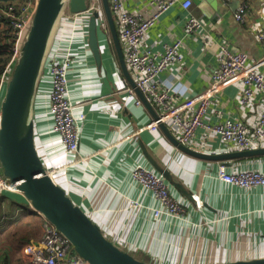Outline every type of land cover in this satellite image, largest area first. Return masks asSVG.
I'll list each match as a JSON object with an SVG mask.
<instances>
[{
  "label": "crops",
  "instance_id": "0c3cea01",
  "mask_svg": "<svg viewBox=\"0 0 264 264\" xmlns=\"http://www.w3.org/2000/svg\"><path fill=\"white\" fill-rule=\"evenodd\" d=\"M187 1L178 0L161 15L145 38V45L153 51H162L165 43L182 39L181 63L161 75L162 78L174 76L177 103L198 95L209 86L221 45L246 52L250 64L264 53V43L258 39V35L264 33V0H214V3L191 0L188 9ZM124 2L129 10L145 17L155 10L152 0ZM245 2L249 6L248 14L245 21L240 22L235 12ZM67 12L61 15L54 29L46 61L49 63L63 54L66 37L76 17L82 32L75 38L77 57L69 75L70 94L75 103L84 99L89 102L75 108L79 112L83 110L86 119L78 152L68 153L53 130L49 96L52 86L48 68L43 67L33 119L38 151L46 167L54 170L55 180L110 240L142 260L203 264L264 256V187L244 189L215 176L219 163H225L232 171L264 170V154L226 160L201 159L175 147L161 128L137 131L154 117L144 103L138 105L134 97L123 91L131 85L123 75L106 33L101 29L105 37H100L102 59L99 64L88 42L92 11L78 13V16ZM191 13L201 19L202 27L196 34L188 35L185 24ZM8 42L3 36L1 47H6ZM81 50H84L83 55ZM261 70L264 72V67ZM242 84L238 80L226 86L213 99L206 118L218 123L232 117L254 125L262 112L264 92H258L250 106H241L238 96ZM136 97L140 98L137 93ZM153 106L158 111L157 106ZM167 126L177 138L174 126L171 123ZM191 145L193 149L211 154L236 151L215 134L202 136L201 133ZM147 154L160 167L169 169L174 181L181 183L185 191L204 201L197 207L190 197L173 186V194L182 199L189 211L185 220L153 217V208L158 202L150 191L133 181L130 170L136 164L154 168ZM6 193L5 198L0 197V264H31L24 247L41 237L42 233L35 231L33 224L41 227L43 217L19 192ZM131 198L138 199L141 205L131 209L128 205ZM6 202L13 206L5 215ZM23 218L29 219L26 227L10 232L9 229Z\"/></svg>",
  "mask_w": 264,
  "mask_h": 264
},
{
  "label": "built area",
  "instance_id": "2783aa9c",
  "mask_svg": "<svg viewBox=\"0 0 264 264\" xmlns=\"http://www.w3.org/2000/svg\"><path fill=\"white\" fill-rule=\"evenodd\" d=\"M38 1L20 0L18 4L12 1H0L5 2L4 5L0 3V14L10 21L13 35L12 57L0 74V102L13 66L21 53V46L32 24ZM109 1L123 49L125 47L124 54L130 73L146 99L158 108V119H153L148 124L138 127L137 131H142L145 128L157 130L160 128V123H171L177 132L178 140L189 147L201 133L202 136L215 134L221 142L233 146L236 150L256 149L264 146V98L261 115L254 125L232 117H227L218 123L211 122L206 118L213 99L226 86L235 81L241 80L243 83L238 96L241 106H250L257 93L264 92V72L261 70L264 67V53L260 59L250 64L246 52L233 51L226 45H221L218 53V65L211 74L209 86L198 95L187 98L182 103H177L174 76L170 74L167 78H162L161 75L181 63L183 59L180 50L182 39L165 43L162 51H153L145 45V38L148 30L159 20L161 15L178 0H152L155 10L146 17L136 11L129 10L124 0ZM191 5V0H188L186 8L188 9ZM248 8L246 2L241 3L235 12V18L244 22ZM94 9H98L102 13L101 0H91L89 11ZM74 15L78 16V13ZM101 17L99 18L100 27L107 33V28ZM78 25V19H73V28L66 37L63 54L49 63L45 58L43 66L44 70L45 67L48 68L52 86L49 96L53 130L61 137L60 141L68 153L78 152L82 126L86 119V113L83 110L79 112L75 108L89 102L88 99H84L75 103L70 94L69 75L72 65L75 63L74 58L77 57L75 39L70 38L75 37ZM185 26L188 35L196 34L202 27V21L191 13L186 18ZM258 39L264 43V33H260ZM123 91L134 97L138 105L143 104V101L136 97V91L132 86H126ZM130 170L133 181L143 190L150 191L158 202V206L153 208L154 218L158 219L164 216L186 219L189 213L187 206L182 202V199L173 194L172 186L163 173L142 164L133 165ZM49 173L53 175L54 170H49ZM215 176L227 184L244 189L264 187L263 169L232 171L225 163H219ZM6 192L19 191L16 184L11 183L2 175L0 166V193ZM192 197L197 207L204 204L200 196L192 194ZM128 205L134 209L141 203L138 199L131 198ZM24 253L32 264H90L74 250L69 238L45 218L42 221L41 237L27 243Z\"/></svg>",
  "mask_w": 264,
  "mask_h": 264
},
{
  "label": "water",
  "instance_id": "95a60500",
  "mask_svg": "<svg viewBox=\"0 0 264 264\" xmlns=\"http://www.w3.org/2000/svg\"><path fill=\"white\" fill-rule=\"evenodd\" d=\"M101 1L123 75L154 119H158V111L146 99L129 71L110 1ZM202 1L196 0L198 3ZM208 1L214 3V0ZM90 3L91 0L38 1L32 24L0 102L1 173L11 183L16 184L19 193L35 211L69 238L74 250L90 264H163L137 258L110 240L100 225L49 173L37 148L33 106L54 29L66 9L72 13H82L90 10ZM101 14L98 9H94L88 25V42L99 64L102 59L99 35ZM159 126L175 147L197 158L226 160L264 154V147L212 154L198 151L181 143L168 129L167 124L160 123ZM148 158L153 167L164 174L172 187L180 189L194 201L192 194L185 191L181 183L174 181L169 169L160 167L149 155ZM203 264H264V256Z\"/></svg>",
  "mask_w": 264,
  "mask_h": 264
},
{
  "label": "trees",
  "instance_id": "16d2710c",
  "mask_svg": "<svg viewBox=\"0 0 264 264\" xmlns=\"http://www.w3.org/2000/svg\"><path fill=\"white\" fill-rule=\"evenodd\" d=\"M15 4H18L20 0H10ZM2 5L5 4V2H0ZM101 18L105 23V27L107 28V39H109V43L112 46V48L116 51L114 43H113V38L110 32V28H109V24L107 21V17L106 14L104 12L103 6H102V14H101ZM101 25L99 24V29L101 30ZM5 36L9 42L8 45L6 47H1L0 45V74L2 73V71L6 68L7 64L9 63L11 57H12V44H13V35H12V26L10 24V21L5 18L3 15L0 14V40L1 38ZM117 53V52H116ZM7 195V193H3L2 195H0L1 198H5V195ZM2 201V200H0ZM13 203V202H12ZM7 207L5 208L4 206V210H7V213L12 211V207L13 205H11V203H7L6 204ZM1 207L2 204L0 203V216H1ZM19 220V219H18ZM42 229V226H41ZM32 264V263H31Z\"/></svg>",
  "mask_w": 264,
  "mask_h": 264
},
{
  "label": "rangeland",
  "instance_id": "374dc122",
  "mask_svg": "<svg viewBox=\"0 0 264 264\" xmlns=\"http://www.w3.org/2000/svg\"><path fill=\"white\" fill-rule=\"evenodd\" d=\"M67 11H68V9H66ZM67 11H65L64 13V15H67ZM82 27H81V24L79 23V25H78V27H77V31L79 32V33H81L82 31ZM100 37L102 38V37H105V33L102 31V30H100ZM75 35H77L78 36V33H75ZM75 43V42H74ZM124 49H125V47H124ZM81 52V54L83 55L84 54V50H81L80 51ZM61 138V137H60ZM5 195V194H4ZM5 196H7V195H5ZM6 203H8V202H6ZM7 206H5V208H6ZM5 215L7 214V210H5ZM4 216V215H3ZM1 217V216H0ZM32 220V219H31ZM29 221V219H27V218H23L22 220H20L19 221V223H17V224H15V226L14 227H12V228H10L9 229V231L10 232H13L14 230H16V229H21V228H23L22 226H25L26 227V224H27V222ZM31 224H32V222H31ZM33 228H34V230L35 231H39L40 233H42V229H41V227L39 226V225H35V224H33ZM8 231V232H9ZM41 236V235H40ZM29 262V261H28Z\"/></svg>",
  "mask_w": 264,
  "mask_h": 264
},
{
  "label": "bare ground",
  "instance_id": "6f19581e",
  "mask_svg": "<svg viewBox=\"0 0 264 264\" xmlns=\"http://www.w3.org/2000/svg\"><path fill=\"white\" fill-rule=\"evenodd\" d=\"M74 19L77 20L76 17ZM75 33H78V31H75ZM76 37H77V35H75L74 38H70V39L74 40ZM50 46H51V43L49 44V47H48V50H47V54H49Z\"/></svg>",
  "mask_w": 264,
  "mask_h": 264
}]
</instances>
